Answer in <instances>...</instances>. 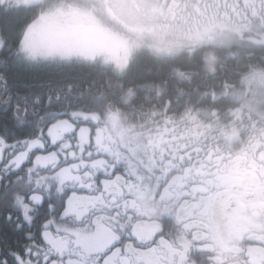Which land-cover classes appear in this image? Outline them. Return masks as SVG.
<instances>
[{"label": "snow or ice", "instance_id": "1", "mask_svg": "<svg viewBox=\"0 0 264 264\" xmlns=\"http://www.w3.org/2000/svg\"><path fill=\"white\" fill-rule=\"evenodd\" d=\"M112 9L0 0V264H264V228H253L229 177V137L153 145L159 178L112 140L98 102L154 34L113 32ZM241 23L264 48V0L244 5ZM21 69L43 75L24 79ZM251 81L264 106V73Z\"/></svg>", "mask_w": 264, "mask_h": 264}, {"label": "trees", "instance_id": "2", "mask_svg": "<svg viewBox=\"0 0 264 264\" xmlns=\"http://www.w3.org/2000/svg\"><path fill=\"white\" fill-rule=\"evenodd\" d=\"M248 40L233 47L207 45L172 55L137 50L125 68L111 76L113 87L104 90L105 99L98 102L106 115L118 111L128 118L119 136L110 131L112 140L121 148L141 141L150 148L153 165V145L160 149L161 141L170 149L177 144L199 147L206 136L223 142L231 129L239 132L241 141L248 140L264 125L259 114L236 98L253 71H264V48ZM19 74L28 80L43 75L27 69ZM260 146L249 152L264 161V144ZM225 147L226 154L232 152L228 141ZM150 173L157 177L153 170Z\"/></svg>", "mask_w": 264, "mask_h": 264}, {"label": "rangeland", "instance_id": "3", "mask_svg": "<svg viewBox=\"0 0 264 264\" xmlns=\"http://www.w3.org/2000/svg\"><path fill=\"white\" fill-rule=\"evenodd\" d=\"M108 2H111V0H108ZM246 4L247 3L244 2L234 1L230 8H227L226 5L216 6L208 14H204L202 17L198 18L194 27L190 31L176 27L167 28L161 25H141L140 21L145 22L148 20L141 17L140 19L138 17L135 19L133 14H127L129 8L126 5L123 7V5L119 4L115 5L116 13L111 11L106 16V22L113 32L133 41L138 40V33L133 29L151 26L150 28L154 29V34L145 33L142 40L139 42L137 50L149 49L156 54L172 55L183 50H192L207 45L216 46V44H222L223 46L233 47L244 44L245 39L254 40L256 37H247L240 31L242 23L239 20L242 19L244 5ZM117 12L120 13V21L115 18ZM180 40L184 43L179 42ZM157 49H171V51H157ZM255 73H264V71H253V74ZM253 74L245 79V88L237 94L236 98L240 101L241 97H247L249 101H254L251 108L248 104L244 105L248 106L251 110L259 114L260 118L264 119V106L261 105L258 98H254L251 95V93L257 89L256 82H250V78ZM113 113L115 114L109 116L110 131L113 134L118 133L119 136L123 131L122 128L128 123V118L121 112L113 111ZM225 136L230 138L228 139V142L231 144L232 152H229L228 154H234V157L236 155L240 157L243 153H246V159L249 162L251 161L250 158L255 162H259L258 166H255L252 169H248L247 167L241 169L238 168V166H231L229 168L230 178L234 177L238 182H242L246 181V173H253L256 175L257 180H264V177L260 174V172L263 173L264 171V161H261L262 156H255V158H253L252 154L249 152L254 151L255 148H260V145L264 144V125L256 128L254 134H252L248 140H244L246 143L241 141L240 134L235 129H231ZM129 147L130 149H128ZM122 149H127V151L124 152V155L133 159L134 163L139 161L140 164L147 169V174L153 170L150 167V164H152V154L150 148L144 145V143L141 141L133 142L130 146L122 147ZM153 154L155 155L154 152Z\"/></svg>", "mask_w": 264, "mask_h": 264}, {"label": "flooded vegetation", "instance_id": "4", "mask_svg": "<svg viewBox=\"0 0 264 264\" xmlns=\"http://www.w3.org/2000/svg\"><path fill=\"white\" fill-rule=\"evenodd\" d=\"M122 1V2H119ZM114 0L112 3L113 9L115 12V5H126L129 8L127 12L128 15H134L135 19L137 17L140 19L143 18L145 22H141L142 25L147 26H155L161 25L167 28H180L186 25H191V28L194 27L196 20L202 17L204 14H208L211 10H213L216 6L222 5L227 8H230L234 1H240L247 4L253 3L254 0ZM258 2V0H257ZM143 4H152L159 6V13L152 14L150 11H145L143 8L135 7L136 5ZM176 7H173V6ZM202 6V7H199ZM116 13V12H115ZM122 13V10H121ZM118 14V15H117ZM115 15L116 20L120 19V13ZM149 16V19H148ZM242 20V19H241ZM120 21V20H119ZM149 26V27H151ZM231 155L232 159L229 161V164L233 167L245 169H252L255 166H258L259 162H255L250 158V162L246 159V153H243L242 156L234 154ZM152 163V162H151ZM155 165L150 164V167H154ZM158 167V165L156 166ZM148 172V171H147ZM261 174V172H260ZM151 176V173L148 174ZM264 175V171H263ZM157 177L159 178V173H157ZM230 177V175H229ZM231 181L235 184V186L242 190L244 193V211L247 213L248 218L252 222V226L254 229L259 231L261 228H264V180H257L256 175L253 173H246V181L238 182L234 177L230 178ZM254 213L260 214L261 218L256 219Z\"/></svg>", "mask_w": 264, "mask_h": 264}, {"label": "water", "instance_id": "5", "mask_svg": "<svg viewBox=\"0 0 264 264\" xmlns=\"http://www.w3.org/2000/svg\"><path fill=\"white\" fill-rule=\"evenodd\" d=\"M254 216H255L257 219L261 218V215H260V214H257V213H254Z\"/></svg>", "mask_w": 264, "mask_h": 264}]
</instances>
